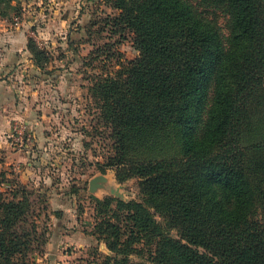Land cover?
Here are the masks:
<instances>
[{"label": "trees", "instance_id": "1", "mask_svg": "<svg viewBox=\"0 0 264 264\" xmlns=\"http://www.w3.org/2000/svg\"><path fill=\"white\" fill-rule=\"evenodd\" d=\"M16 1L0 0L1 19ZM108 1L139 54L91 92L108 167L142 200L94 197L90 235L109 264H264V0ZM20 189L0 192V264H30L38 235Z\"/></svg>", "mask_w": 264, "mask_h": 264}, {"label": "rangeland", "instance_id": "2", "mask_svg": "<svg viewBox=\"0 0 264 264\" xmlns=\"http://www.w3.org/2000/svg\"><path fill=\"white\" fill-rule=\"evenodd\" d=\"M4 12L0 33L16 45V104L0 137V192L9 200L23 187L33 204L38 235L29 263L109 264L114 255L90 235L93 199L142 196L138 179L119 182L108 167L110 130L91 88L138 57L132 35L111 27L118 12L108 0H17ZM209 13L226 33L221 11ZM129 262L153 264L135 255Z\"/></svg>", "mask_w": 264, "mask_h": 264}, {"label": "crops", "instance_id": "3", "mask_svg": "<svg viewBox=\"0 0 264 264\" xmlns=\"http://www.w3.org/2000/svg\"><path fill=\"white\" fill-rule=\"evenodd\" d=\"M5 20L6 19H3V21ZM1 23L0 25H2ZM25 44L26 42L24 43L21 52L26 49ZM13 60H16L15 39L10 34L0 33V137H4L5 132L9 131L10 115H12L9 107L11 106L13 108L12 111L14 112L16 104V91L11 85V83H13V75L15 74ZM2 139H0V143H2ZM83 237L87 238L85 235H83ZM60 239L61 243H67L68 241L66 236H63ZM100 248H102V246Z\"/></svg>", "mask_w": 264, "mask_h": 264}, {"label": "built area", "instance_id": "4", "mask_svg": "<svg viewBox=\"0 0 264 264\" xmlns=\"http://www.w3.org/2000/svg\"><path fill=\"white\" fill-rule=\"evenodd\" d=\"M14 22H15V25H18V23H19V21L18 20H14Z\"/></svg>", "mask_w": 264, "mask_h": 264}]
</instances>
